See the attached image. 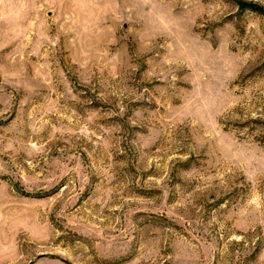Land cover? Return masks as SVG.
<instances>
[{
	"label": "rangeland",
	"instance_id": "1",
	"mask_svg": "<svg viewBox=\"0 0 264 264\" xmlns=\"http://www.w3.org/2000/svg\"><path fill=\"white\" fill-rule=\"evenodd\" d=\"M0 264H264V0H0Z\"/></svg>",
	"mask_w": 264,
	"mask_h": 264
}]
</instances>
